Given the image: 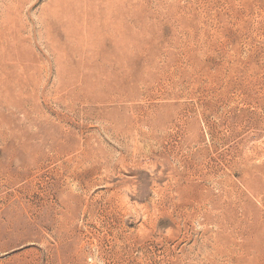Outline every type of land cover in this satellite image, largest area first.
Masks as SVG:
<instances>
[{
    "label": "rangeland",
    "instance_id": "374dc122",
    "mask_svg": "<svg viewBox=\"0 0 264 264\" xmlns=\"http://www.w3.org/2000/svg\"><path fill=\"white\" fill-rule=\"evenodd\" d=\"M0 264H264V0H0Z\"/></svg>",
    "mask_w": 264,
    "mask_h": 264
}]
</instances>
